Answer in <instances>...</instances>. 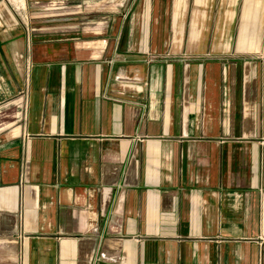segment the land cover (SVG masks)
Wrapping results in <instances>:
<instances>
[{
    "label": "crops",
    "instance_id": "0c3cea01",
    "mask_svg": "<svg viewBox=\"0 0 264 264\" xmlns=\"http://www.w3.org/2000/svg\"><path fill=\"white\" fill-rule=\"evenodd\" d=\"M101 3L0 0V264H264V0Z\"/></svg>",
    "mask_w": 264,
    "mask_h": 264
},
{
    "label": "rangeland",
    "instance_id": "374dc122",
    "mask_svg": "<svg viewBox=\"0 0 264 264\" xmlns=\"http://www.w3.org/2000/svg\"><path fill=\"white\" fill-rule=\"evenodd\" d=\"M101 2L103 0H45L43 12L47 15H73L76 18L75 24L82 25V22L88 23L93 18L91 15L107 14L105 10L100 12L99 8H103ZM94 5H96L95 9H93ZM207 30L208 33H214L216 27H207Z\"/></svg>",
    "mask_w": 264,
    "mask_h": 264
}]
</instances>
